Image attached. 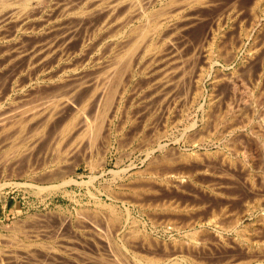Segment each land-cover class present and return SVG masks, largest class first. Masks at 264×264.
Returning <instances> with one entry per match:
<instances>
[{
	"label": "bare ground",
	"instance_id": "1",
	"mask_svg": "<svg viewBox=\"0 0 264 264\" xmlns=\"http://www.w3.org/2000/svg\"><path fill=\"white\" fill-rule=\"evenodd\" d=\"M30 1L32 2V0H15V1H13V0H0V17H2L4 19H8L10 21L13 20V19H16V21L20 20L19 23H21V21L23 19L21 17H24V16L27 17V15L31 14V11L37 10V9H34V8L37 7V5H40V7H42V5H43V7L45 5H47L46 0H35L38 3V4L36 3V7H34V6L33 7H30V3H29ZM61 1H62V3L58 7H61L62 9L59 10V12H61V13L63 12V14H66L67 13V15H68V13L71 14V12H67V11H69L68 10L69 9L68 7H70L71 1H69V0H61ZM220 1H222V0H100V1L98 0V1H95L96 3L95 4L93 3V5L91 3L92 6L90 5V3L87 4V5L90 6V8L92 7V11L93 10H96L100 14V16H101L100 18H98V19H100V20H98L99 23L95 22L97 24V27L94 28L95 26H93V28L95 29V30H93L94 32L91 30V34L94 35V36L91 35V36H93V38L91 36H89V37H91L94 40L96 39L95 42L97 41V38L99 37L98 40H100V41L99 42L97 41L98 43L96 42L97 44L93 45L95 47H93L92 45L90 46L89 43H88L89 46H88V44H87V46L84 45V42L86 41V37L85 38L83 37L85 41H82L83 43L82 44H79L80 47H78L76 45L77 44L76 43L75 44L76 45V48H75V45L73 44L74 45L73 46L74 48L71 47V48H73L72 50H74L73 51V54L71 56L66 57L64 59L63 58V56H65L64 53L65 52L67 53V51L69 50V48H68V50L65 51V49H67L66 47H68L67 46L68 41H66L67 35H66V38H65V37L61 36L62 35L61 34L60 37L54 36L53 39L56 37L55 38V41L53 39H51V41H53V42L49 43L48 45L45 44L43 46H40L41 44L39 43V46H38V43L35 42L37 44V46H35L36 44L34 42L30 43L32 45L34 44L32 46V48L29 51L26 50V51L16 52L15 53V56H14V59H12L13 57L12 58L11 57H7L9 59H5L7 55L4 54V52L2 51L3 52L2 55L5 58H2L0 56L2 59H4L3 60V63H1V64H3V67H5V69L10 64L12 66L13 65L12 63L14 61H17V60H20L21 61L17 74L14 72L16 74V76H17V81L21 77L20 75H24L26 73H28L30 77L28 75L27 76L29 78H31L30 73L33 72L34 73L33 74V77H35V75H36V77H39L40 79H41V77H43L41 80L44 79V80H46V82L49 81L50 83L55 84V86L53 85L54 88L57 85H60L59 88H55L54 89L55 90L54 93H51L50 92V93H48V95H44L45 94L44 93L43 95L45 97H43V95H42V97L39 96V98L37 97L38 98L37 100L35 98V101H32V102H30V100H29L30 97H29L28 100H29V102L31 104L27 102L28 104H25L24 106H22V108L21 107L20 108L18 107L19 109H17V110H16V108H14L15 111H13L12 114L9 113L12 119L8 115L9 118L11 119V122H15V123H12V125H13L12 126L10 124V121H8L9 122V125H11L13 127V129L15 128L14 130H10L11 129V126H8V123L7 124L1 123L2 125L0 124L1 128H3L5 130V133L7 131H11V134H13V132H14V134L11 135V137L9 136V134L5 136V138L8 136V138L10 137L12 139L11 140L9 138V140H11V141H9V143L11 142L10 144H11L12 147L9 146L10 149L9 148L8 149L10 150V152H9V150L7 151V153L9 152L10 156L11 155L12 156L10 157V156H8V154H4L3 157H6V158H9L10 157L11 159L10 158L9 159L11 161H13L19 155L20 150L23 148L22 145H24V142H30L28 144H31V146H32V144H34V142H37L41 138V135H40V137L38 136L39 139L37 138L38 140L35 141L36 137L34 135H32V133H31V135H29V132L30 131L27 128V126L29 124L27 125L26 123H24L26 121L25 120L26 118H27L28 121H29V118L33 119L34 121L38 120L39 122H41L40 124H42V126H43V124L45 126H48L51 123L53 124V122L56 121V119H58L57 122H54V128H52L54 130V135H53V132H52L53 137L50 138L51 141H52L51 143L53 145L52 146L51 153H52V157L54 158V162H53L54 163V167L51 168L50 170H47V171L45 170L44 176L41 177V178H43L44 181H46V180L48 181V180H51V179L53 180V178H55V180H56V177L57 178H60V179L63 178L64 177V172L59 167L60 166L59 163L61 162V160L63 159V161H66L67 158H68L67 156L72 155L73 153L76 154L75 152H77L83 146H85V147L87 146L86 148L90 151V150L94 149L97 145H99L100 143L98 144L97 142H98V140L101 139V135H103L104 132H105L104 131V128H105L104 125H106L108 123L106 125L107 126L106 128H107V132H110L108 130L109 129V124H110L109 121H111L110 118H113L114 117V119H115V118L118 117V115L120 113L121 114L123 113L122 111H124V109L122 110V108H125V104L124 103L126 102L125 100H127L128 92H130L131 90H134V88L135 89L137 88L136 85H138V84L136 83V81H134L136 85L134 87H131L130 86L132 89L129 91V85H130V83L133 80L137 79V78L139 79V77H142V78L143 77H147L146 74L149 73V70L152 67H155V66L158 65V67H156V68H158V71H157V73L154 74L156 76L153 77L151 75L152 76V79L149 78L150 81H147L146 80L148 82V84L145 81V83H146V84L144 83L145 86L142 85L141 87H143V86L146 87V85H147V87L145 88V90L148 93H150V96L149 95H147V96L151 97L149 99H155L156 100V104H158V107L157 108H159V111L161 113L162 119H163V117H165L164 119H166V120L167 119H170L171 120V118H172L171 113L173 111H176L177 113L180 112V115L178 114L179 116L178 115L177 116H178V118L180 117L181 120H182V118L184 117L185 114H189V116H190L192 114V111L194 112V114H195L194 116H196V119H193L191 122L187 123L188 126L185 125V126H187V128H185V127L182 128L183 130L186 129V133L190 134V137H189V135H186L189 138H191L190 139V143L187 142V141L185 142L186 144L188 143L187 145H189V144L191 145V143L193 145V143L194 144L196 143V145L199 146L197 143H200V145H201V144L205 143L206 141H213V142H216V143H219L220 142L221 144L223 143L222 144L224 146L223 148H226V149L229 148V149H231L229 151L230 153L229 154L223 153V151L225 150L224 149V150L220 151L221 154H217V155H220L218 159L221 161L222 165L225 164L226 166L228 165L226 163H229V165L231 167H233V165L236 163L234 161V163L231 164L232 163L231 160L233 159L232 156H235L237 158V160L240 161L239 162L240 164L241 163H243V164L245 163L246 164L249 161H253L254 158H257L259 161H261V160L263 161L264 160V142H263V140L260 141L259 140V137L263 136L264 134L261 135V136H259L258 133L260 131L257 133L256 132L257 130L253 131L256 128H253V130H252V128L250 127V125L252 123V119H251L252 118V115H250V114H253V112H255L254 110L256 109V107H254L255 109L253 110V112L251 111L252 113H250V114L248 113L251 118H249L248 115H246V113H247L246 111H248L249 109H252V107H251V104L253 103L252 102V100H253L252 99V94L255 93L256 91H258L257 93H260L261 94L262 93L261 91H264V20L260 17L261 15L259 16V13H260L259 11H261V13L264 14V8H262V5L264 7V4L261 3V2H264V1L263 0H252V2L249 3V5H247V6L245 5L246 9H244V7H243L244 10L243 9L242 10L241 9L240 10L239 9H236L237 7L234 6V3H238V2H233V4L232 5H229L228 7H226L228 4L227 5L225 4L226 6H224L223 3H225V2H222V5H220V6H224L226 8L223 11H215L216 8H218L219 4H221V3H219ZM232 1L233 0H231V2L230 1L229 2L232 3ZM238 1H240V0H238ZM246 1H248V0H246ZM45 2H46V4H45ZM241 2L243 3L242 0H241ZM243 4H245V2ZM16 5H18L20 8H15ZM56 5H58V4H56ZM240 5L241 4H239V6ZM89 6H87L88 8L84 6L83 9L84 10H85V8L89 9ZM242 6H240V7L242 8ZM50 7L51 6L49 5V8ZM71 7H73V4H72ZM75 7H73V8H75ZM73 8L72 9L70 8L71 11L73 10ZM81 9H79L77 11L82 12ZM39 10H40V8H39ZM246 10H247V13H245L246 14L245 15L244 12ZM39 12H42V11L40 10ZM75 12L76 11L74 9V15H76ZM80 12H79V14H80ZM210 12H215V13L213 15L211 14L209 18H206V17L209 16L208 14ZM61 13H59V14H61ZM90 13H89V11L87 12V10H86V14H85V11L82 14H83V17H84V15L86 17L87 14L89 15ZM94 13H96V12H94ZM32 14H33V16H32V18H33L34 15H36V14H35V12L32 13ZM29 16H28V18H29ZM36 16H38V14ZM40 16L43 17V15H40ZM57 16L58 15H56L55 17H57ZM68 17L69 16H67L66 18H68ZM83 17H81V18L83 19ZM57 18H55V19L57 20ZM76 18L79 19L78 17H76ZM40 19H43V18H40ZM46 19H49V18H46ZM72 19H74V18H72ZM50 20L53 21V19H50ZM58 20H59V18H58ZM16 21L14 22V20H13L14 23H16ZM36 21H37V18H36ZM36 21H35V23L34 22L33 23L34 24L38 23V25H39V23L41 22L39 20H38V22H36ZM31 22L32 21H29V23L31 25H33ZM79 22H81V20ZM46 23L45 24L43 23L42 25H47ZM57 23H58V21H57ZM86 23H88V22L86 21ZM16 24H18V23H16ZM53 24H55V23H53ZM11 25H12V23H11ZM26 26L28 27L30 25H26ZM26 26H24V27H26ZM33 26H31V27H33ZM61 26H59V27H61ZM73 26H74V24H73ZM88 26H90V25L88 24ZM18 27H19V24H18ZM21 27H23V26H21ZM31 27H29V28L32 29ZM40 27H42V26H38V28H40ZM47 27H45V29H43V30H47L46 29ZM29 28L28 29L26 28L27 31L29 30ZM35 28H36V30L38 29L37 27H35ZM69 28H70V26H69ZM21 29L23 30V28H21ZM195 29L196 30L197 29H200L199 30V33L196 35V37L194 36L195 38L194 37H191L192 36L191 35L190 36L191 37L190 39H193V41L192 42L191 41L188 42L190 40V39L187 38L188 35H190V34H188V32L190 33V31H193ZM12 30H14V29L12 28ZM49 30H51V29L49 28L47 31L49 32ZM42 31L40 33H42ZM51 31H53V30H51ZM69 31H70V29H69ZM20 32H21V30H20ZM32 32H33V29H32ZM38 32H39V30H38ZM75 32H76V30H75ZM193 33H195V31H193ZM20 34H18V35H20ZM42 34L45 35V31ZM24 35H28V34H23L22 35V39H23V36ZM30 35H31V33H30ZM36 35L41 36L40 34H37V33H36ZM87 35H89V34L87 33ZM47 36L48 35H46L44 37L47 38ZM28 37H29V35H28ZM44 37L42 36L43 39H45ZM89 37L87 36L88 39H89ZM70 38L72 40L73 37L71 36ZM70 38H69V41H70ZM24 39L26 40V38H24ZM34 39H39V38H37V36H36V38H34ZM79 39L80 38H78V41L77 40H75V41L79 42ZM16 40H17V38L15 39V41ZM19 40H21L20 37H19ZM40 40H42V39H40ZM89 40H91V39H89ZM174 40L177 41L178 44L176 42H174V43L177 44V47L176 48L173 47V49H175V50H172L170 46L171 45L173 46V44H174L173 41ZM13 41L14 40H12V42ZM6 42L4 44H6ZM92 42H94V41H92ZM92 42H91V44H93ZM9 43H11V41H9ZM43 43H44V41H43ZM187 43L188 44L190 43V47H187L188 49L190 48V51L188 50L189 52L185 51L186 53H182L183 52V49L184 48L186 49V46L188 45ZM87 47L88 48L90 47L92 49L95 48V51L97 52V55L96 54L95 55H93V54L89 55V53H85V52H88V50L87 51L85 50V48H87ZM13 48H15V47H13ZM24 49H26V48H24ZM103 49H104V51H103ZM17 50H19V49H17ZM241 50H243V56L242 57L241 56L239 57V53H240ZM9 52H12V51H9ZM98 52H100V53H98ZM90 53H91V49H90ZM68 55H69V53H67L66 56H68ZM80 55H83L82 56V57H84L83 61H87L88 65L91 64V63H93V61H94L93 64L89 65V67H90L89 70L90 69L92 70V72L90 73V75H89V73L87 71L86 72L82 71L84 73L85 77L87 75H88V77L90 76L89 79L86 77L87 80H84L85 79L84 77L83 78L80 77L82 74L79 75L80 72H81L80 69L81 70H84V68L86 67L85 66L86 64H82V62H81V64L79 63L80 60L82 59L81 58L79 60L78 57ZM93 56H96V57L94 58ZM76 58H78V60H79V62H77V63H79L78 65H77V63H75L76 60L74 62V59H76ZM235 62H236L237 65L235 64L236 66H234L231 70H229V67H231L233 65V63H235ZM61 65H64V66L61 67L58 70L59 73L58 74L56 73L57 75L55 73H54L55 76H52L53 74H50L49 75L50 72L53 73L52 72V69L59 68ZM3 67H2V69H3ZM86 69L87 68H85V70ZM239 69L240 70L241 69L243 70L241 74L239 72L240 71ZM53 71H55V70H53ZM151 72H152V70H151ZM85 73H88V74L86 75ZM152 73H150V74H152ZM78 75H79V77H77ZM149 76L150 75H148V77ZM25 77H26V75H24V78ZM71 77H73V78L77 77V78L75 80H73V78L70 79ZM148 77H147V79H148ZM142 78H140V79L142 80ZM12 79H14V78L12 77ZM33 79L34 78L30 79V81L33 80ZM19 81L15 84V81L13 82V80H12V83H14L16 86L18 85V87L20 88V85L18 84ZM21 81H22V78H21ZM25 82H26V80H25ZM31 82H33V81H31ZM37 82H39V80ZM46 82H42V83H46ZM134 82L131 83L132 86L134 85L133 84ZM42 83H41V85H42ZM23 85H26V84L25 83L23 84V82H22L21 87ZM18 87H16V88H18ZM141 87H140V89H141ZM240 88H242L244 90L245 93L244 92L243 93L246 94L247 96L245 95L246 98H245V96H242V98H240V100H239L238 98L241 97V95L239 96V94H240V92H239ZM84 89H86V90H84ZM52 90H53V88H52ZM83 90H84L85 93L82 92ZM138 90L139 89L136 90V93L137 94H139L137 92ZM132 92H130V93H132ZM142 92L143 91H141V93ZM237 92H239V94H238L239 97L237 95L236 96L238 97L237 99L239 100V102L241 101L240 103H237V102L234 103V101L232 100V98L235 96V94ZM34 95H35V93H34ZM139 95H138V97H139ZM262 95H260V96H262ZM257 96H258V94H257ZM257 96L254 97V102H255V100L256 101H259L258 99H260ZM136 97H137V95H136ZM243 97L245 98L244 100H243ZM256 97L258 99H256ZM128 98H129V101H130L131 100V97L128 96ZM262 98H263V96H262ZM237 99H236V101H237ZM89 100H91V101L93 100V102H94V103L92 102L91 105L92 104H96V106H97V108H96V110H97L96 119H94L95 118L94 116H93L94 118H92V116L90 115V113H93V111L94 112L96 111L94 108H93L94 110L91 111L90 113L87 112L89 110H87V111L84 110V108L85 109H88L87 105H88V101ZM261 101H259V102L261 103ZM79 102L81 104L78 107V103ZM127 102H126V104H127ZM122 104H124V107H123ZM256 104H257V102H256ZM255 106H257V105H255ZM127 108H128V105H126L125 110ZM157 108H155V109H157ZM66 109L69 110V111H66ZM10 110H12V109H10ZM128 110H130V109L128 108ZM147 110L149 111V109H147ZM84 111L87 114H89V116L86 115V117H90L89 119L92 118L93 120H89L88 118L84 117L83 116L85 114ZM150 112H153V111H150ZM82 113H84V114H82ZM121 114L119 116H121ZM92 115H94V114H92ZM153 115H154V113H153ZM155 115H157V114L155 113ZM255 115L257 116L256 119L258 120L259 127L262 128L261 130H262V133H263L264 132L263 131L264 130V112L261 110V113L258 112V114H255ZM149 116H150V113H149ZM173 116H175V115L173 114ZM146 117H148V116H146ZM169 117H171V118H169ZM246 117H248V118H246ZM118 118L120 120V117H118ZM150 118H152V116L148 117L147 120H145V121L147 122V121H150L151 120V122H152V119H150ZM173 118H177V117H173ZM160 119H161V117H160ZM253 119H255V117ZM174 120H177V119L171 120V121H173L172 124L174 123ZM184 120H185V118H184ZM257 120H255V121H257ZM160 122L161 123L163 122L162 124H166L162 120ZM28 123H30V122H28ZM169 123H170V121H169ZM23 124H25V126L27 125L26 128L29 131L28 133L25 130V126ZM15 125H16V127H15ZM37 125H39V124H37ZM112 125H113V123H112ZM141 125H143V123ZM148 125H150V124L148 123ZM151 125H152V123H151ZM256 125H257V123L255 124V122H254V126L253 127H255ZM160 126H161V129L160 130H162V129H164V126L165 125L163 126V128H162V125H160ZM39 127H40V125H39ZM145 127H146V124L142 127V130H141L142 132L146 131ZM3 129H0V131H4ZM112 129L114 130V128H112ZM174 129L176 130V128H174ZM257 129H259V128H257ZM160 130H158V132H160ZM183 130H182V132H180V134L181 133L183 134ZM36 131H34L35 134H36ZM101 131H103V133H101ZM141 131H138V132H141ZM162 131H163V133H165L164 130H162ZM246 131H248V132H246ZM170 132H168V133H170ZM7 133H9V132H7ZM25 133L27 134V136H26ZM114 133L115 132H113V134ZM116 133H118V132H116ZM111 134L112 133H109L108 134L110 136V138H111ZM162 134H160V133H158V134L157 133H154L153 134L154 140H156L157 138L160 139V135H162ZM52 135H49V136L51 137ZM108 135H106V136H108ZM115 135H114V137H115ZM136 135H137V133H136ZM167 135H169V134H167ZM109 136H108V138H109ZM179 136H181V135H179ZM147 137H148V135H147ZM103 138L104 137H102V140H104ZM263 138H264V136H263ZM139 139H141V138H139ZM5 140H7V139H5ZM183 140H186V139L183 138ZM108 141H109V139H108ZM235 141L238 142V144L240 143V145H238L237 143L234 144ZM151 143H152V141H151ZM144 144H145V142L143 143V145ZM149 144H150V142H149ZM145 145H148V143H146ZM236 145H238L239 147L241 146L240 148L238 147L239 150L235 148ZM31 146H30L29 149H26L27 151L24 150L25 151L24 152L25 154L22 153V155H24V156L27 155L28 156L29 153H30V151L33 150V147H34V146L31 147ZM99 146H101V145H99ZM99 146H97V147H99ZM154 146H156V148L159 151H161V152L164 149V147L162 146V144L159 141H155V143L153 145V148L150 149V151L148 150L149 152H146V159L149 158L150 155L153 153V151L156 149ZM85 147H83V148H85ZM191 147H194V146H191ZM186 148H188V147H186ZM175 149L173 151L178 152L179 149L178 150H175ZM193 150H195V149L193 148ZM220 150H221V148H220ZM12 151H14V152L11 154ZM164 151L167 152L166 150H164ZM170 151H171V149L168 152L171 153ZM79 152H81V151H79ZM91 152H93V150ZM91 152H90V154H91ZM176 152H175V154H176ZM207 152H208V154L209 153L212 154V151L211 152L207 151ZM96 153H95V155H96ZM200 153L202 154V152H200ZM206 153H204V154H206ZM227 153H228V151H227ZM33 154H34V152H33ZM161 154L164 156V153H161ZM185 154H183V156ZM188 154H189V152H188ZM198 154H199V152H198ZM198 154H197L196 157L199 156V158L202 157V155H204V154H202L200 156V154L199 155ZM165 155H166V153H165ZM169 155L167 156L168 158L170 156L172 157V155H170V156ZM194 155H196L195 152H194ZM213 155H214V152H213ZM173 156H174V154H173ZM190 156H193V154L190 155ZM65 157H67L66 160H64ZM19 158H20V156H19ZM168 158H166V156H164V157H162V159H160L161 161L158 160L159 162L158 161L157 162L158 163H161V164H167L168 167H171V166L173 167L174 166L173 165L174 163L172 162L173 160H171V162H170V160H169L170 158L169 159ZM178 158L181 159V156H179ZM178 158L176 160L177 162H175V163H178ZM183 158L181 160H183ZM199 158H198V161L201 163L202 161H200ZM9 159H6V160H9ZM157 159H158V157H157ZM208 159H210V158H208ZM96 160H97V158H96ZM188 160L189 161H192L190 159H187L186 162ZM193 160H194V157H193ZM2 161L4 162V160H2ZM99 161L101 162V160H99ZM155 161L156 160L150 161L149 163H147V166L150 167V168H148L147 166H145V167H147V169L144 168L145 169L144 170L145 172H143V171L141 172L140 169H139L137 171H134L133 173L134 174H137V175L139 174L140 177H141V175H146L147 176L146 177L147 180L150 181V182L157 183V181H160V183H161L162 182L161 181V178H160L161 177L160 176L161 174L158 173V172H160V170L155 171L153 169V167H151L153 165L156 166V164H158ZM259 161H257L258 164L262 165L263 163H260ZM45 162L47 163V161H45ZM183 162H184V160H183ZM20 163H22V161ZM26 163H27V161H26ZM170 163H173V164H170ZM189 163H191V162H188V165H189ZM69 164H67V165H69ZM101 164H103V163H101ZM196 164H194V165H196ZM236 164H238V163H236ZM67 165L65 167H67ZM169 165H171V166H169ZM186 165H184V167ZM192 165H193V163H192ZM208 165L210 166L211 164H208ZM249 165H250V162H249ZM252 165H254V164H252ZM92 166L94 167V165H92ZM207 166H205V167H207ZM220 166H221V164H220ZM157 167H159V166H157ZM192 167H193V171H201L202 172V170H203V167L202 166H201L202 167L201 168L202 170H197L199 168H196V170H194V167L195 166H192ZM192 167H191V165L189 166V168L191 169L190 171H192ZM217 167H218V165H217ZM254 167H255V165H254ZM63 168L64 167H62V169ZM176 168H174V169L177 172H179L180 171L179 170L180 168L178 169L179 171ZM186 168L188 169V166L185 167L184 169H186ZM241 168L242 167H240L239 169H241ZM261 168H262V166H261ZM181 169H183V167ZM206 169H207V172H209L208 171L209 168H206ZM206 169H205V171H206ZM239 169H238V171H239ZM141 170H143V169H141ZM257 170H258V168L256 169V171ZM262 170H264V167H263ZM183 171H184L183 174H186L187 173V170H183ZM183 171L181 170V172H183ZM190 171H188V174H190V173L193 172V171L192 172H190ZM219 171L221 173L223 172V171H221V168H220ZM229 171H230V169H229ZM245 171L248 172V170H246V169H245ZM203 172H204V170H203ZM225 172H226V170H225ZM247 172H245V174ZM260 172H262V171L260 170ZM260 172H258V173L260 174ZM262 173H264V172H262ZM174 174H173V176H175ZM195 174L197 175V173H195ZM93 175H92V179H89V182L91 180L92 181L94 180L93 178H95V177H93ZM164 175L167 176L168 173H167V175L166 174H164ZM170 175H171V173H170ZM179 175H181V174H179ZM219 175H220V173H219ZM251 175L256 178V176L253 175L252 173H251ZM247 176H249V175H247ZM247 176H245V178ZM260 176L261 177L262 176L264 177V175H260ZM136 177H138V176H136ZM136 177H134V178H136ZM140 177L137 178V179H139L140 182H141L142 179H145V178H142V177L140 178ZM171 177H172V175H171ZM184 177H186V176H184ZM187 177H188V175H187ZM194 177H196V176L194 175ZM172 178L174 179V177H172ZM176 178H179V177H176ZM180 178L182 179V177H180ZM214 178H215V176H214ZM137 179H135V180H137ZM70 180L66 181V183L68 182L70 184V183L73 182V181L71 182ZM192 180H195V179H192ZM246 180H249V178L246 179ZM246 180H244V181H246ZM252 180L254 181V179H252ZM261 180L264 181V179H261ZM261 180H259V181H261ZM145 181H146V179H145ZM163 181H167L166 177H165V180H163ZM173 181L175 183V180H173ZM179 181H180V179H179ZM181 181L183 182L184 179H182ZM181 181L179 183H182ZM255 181H257V178L255 179ZM89 182H88V184H89ZM142 182L143 183H141V184L142 185L143 184L145 185L146 182L145 183H144V181H142ZM170 182H172V181H170ZM252 182H250V183L252 184ZM179 183L177 182V184H179ZM183 183H187V180L185 182H183ZM257 183H259V182H257ZM18 184H20V183H18ZM161 184H159V185H161ZM195 184H197V183H195ZM263 184H264V182H263ZM5 185H6V183H5ZM63 185H65V184H63ZM120 185H117V186L123 187V186H120ZM139 185L140 184H138V186ZM147 185H148V183H147ZM174 185H173V187H174ZM176 185H175V187H176ZM246 185H247V183H246ZM257 185H260V184H257ZM29 186H31V185H29ZM50 186L52 187V185H50ZM58 186L59 185H57V189H58ZM128 186L130 187V185H128ZM183 186H184V184H183ZM53 187H55V185ZM131 187H133V185ZM154 187H153V189H154ZM156 187H158V186H156ZM166 187L167 186L165 184V188ZM177 187H179V186L177 185ZM181 187H179V188H181ZM261 187H262V185H261ZM45 188L47 189V187H45ZM45 188H43L41 186L40 187L38 186L36 188V190L42 191V190H45ZM146 188H145V186H141L140 185L139 187H133V188H130L128 190H131V193L133 194V196H137L140 199L141 198L140 197L141 195L144 196L140 191H143V192L145 191L146 192V190H148V189L150 190V188H147V189ZM201 188L202 187H200L199 191L200 190H203L204 191V189H201ZM253 188L255 189V187L252 186V190H253ZM260 188L257 187L256 189L259 190ZM262 188H264V187H262ZM105 189H106V187H105ZM209 189L211 190V188H209ZM178 190H180V189H178ZM182 190H183V187H182ZM203 191H202V194H204ZM221 191H224V190H221ZM49 192H51V191H49ZM127 192H129V191H127ZM147 193H146V195H147ZM181 193H183V192H181ZM207 193L205 192L206 198H208V195H210V194L207 195ZM220 193L223 194L222 192H220ZM106 194H107V196L110 199V202H108V203L107 202H101V201H99V199H97V197L95 199L96 200V204H97L96 206H99V208H101V209H106L107 208L110 215L108 217L105 214L108 218L107 217H104V218H107V219H105V221H106V225L105 226L107 227L106 232L108 231V233L105 232L106 235L101 236V241H102L101 242V246L102 247H101L100 250L102 251V253H99L100 255H96V258H94L96 261L94 260L93 262L94 263L97 262V264H130L128 262L126 263V260H128V258H131V260H133V264H165V263H163L160 260V259L165 258L164 257L165 255L163 256V258L162 257L161 258L160 257L154 258L153 255H151V254L152 253H155V252H152L151 251L152 252L151 254L147 253L149 251L148 250L149 248H148L147 249L148 251L146 250L147 252H145V253L151 255L152 257H150V256L147 257V256L140 255L138 253L132 252L131 249H130L131 247L129 246L130 245L129 243H131L133 241V240L131 241V239L135 238L136 240H139V239H137V238H139L138 236H140V234L138 235V233H143L142 234L143 236L141 235L142 236L141 237L142 240L144 239V235L145 234H144V229L141 230L142 227L140 228V226L137 224L136 221H132L131 220V218H132L131 215H130L131 214L130 213L131 211H130L129 206H127V204L130 203V201L133 199L132 201H134V202L132 204H128V205H131V206L132 205H136V206H138L140 208V210L141 209L145 210V208H144L145 205L143 204V202L145 203L146 200L145 201L144 200H142V201H139V200L136 201L135 200L136 199L135 197H134L135 199L132 198L131 200L130 199L127 200L129 198L128 197L125 200L126 197L125 198H122V196L119 197L117 195H115V196H117V197H115V196H113L114 195L113 190L111 191V193L106 191ZM116 194H118V193H116ZM195 194H197V193H195ZM123 195H124V193H123ZM148 195H149V193H148ZM212 195L214 196V199H215V197H217V195H220V194H216L215 193V194H212ZM92 196H93V194H92ZM213 196H211V197H213ZM195 197H196V195H195ZM211 197H209V199ZM255 197H258V196H255ZM143 198H141V199H143ZM149 198H151V197H149ZM260 198L261 197H259V199ZM263 198H264V196H263ZM152 201H154V200H152ZM182 201H183V199H182ZM182 201L181 202H180V200L178 201V202H180V205L182 204ZM262 201H263V203L261 202V199H260L259 202H258L259 203L258 205H256L255 204L256 202L254 201V205H256V208L253 207V206L251 208H253L254 210L255 209H259L260 210L259 211L260 214H258L255 217V220L253 222V224L257 225V227H256L257 229L254 227L255 225L253 226V228H255L256 231H262V233H263L264 232V199ZM137 202H138V204H137ZM141 202H142L143 205L141 204ZM174 202H176V201H174ZM117 203H120L122 207H119L117 205ZM193 203H191V204H193ZM198 203H200V201ZM209 203H210V201H209ZM169 204L171 205V203H169ZM151 205H152V207H154L156 205L154 207V208H156V207H158L159 204H155V203L153 204L152 203ZM172 205L175 206V204H172ZM182 205L185 206L184 204H182ZM182 205L180 206L181 208H179V206H175V208H173V206H172V208L171 207L169 208V207L165 206V204H164L162 206H164L163 208H165V209H163V208L162 209L167 211V208H168V210L173 211V213L176 214V217H177V215L178 216H180V215L187 216L184 219V221L185 220L186 221L184 222L182 220L183 222H181V223H184L187 227L191 228V231L189 233H186V234H189L187 236V238L190 237L193 241H196L197 240L196 241V244H192L191 243L192 246L188 242L189 240L187 241L189 243V245H186L188 243H184L187 246L186 247L187 248V251H190V250H196L197 251V249H201L203 251V248L205 249L207 246H209V245H205V243L208 244L210 242V241H206L205 242V240H207L206 237L210 234L209 231H207L208 228H205V226L207 224L208 226L210 225V226L214 227V230L216 231V233H213L211 231L213 234H215L214 237H216V239L213 237L215 239L214 240L215 243L213 242L214 244H216V243L217 244L218 243H221L222 245L228 244V243L230 244L231 243L230 239L232 241H234L233 243H236L237 242L238 245L239 244H243V242H246L248 245H244V244L243 245L244 246H247V248H245V250L247 249V254L248 253L250 255L251 254H254V251L255 250L254 251L252 250L253 249L252 246L254 244L253 243H252V245H251V243L249 244V240H250V237H249L250 230H248V229H250L249 228V223L247 224L245 222L246 225H240L242 223V221H243V217H240L239 216V213L237 214V211H236V214L239 217H235L236 216L235 213H231V214H234V216H232L231 214H228V212L230 210L227 208L229 211L227 210L228 212H226V210H224L225 207L224 208H222V207L219 208V206H218V208H219L218 210H209L208 209L207 211H205L206 209H205V206L204 205H196L195 204L196 206L195 205L194 206L192 205L190 207V209H188L189 208V205L188 206L186 205L187 207H184L182 209ZM96 206H95V208H96ZM149 206H150V204H149ZM149 206L147 205L145 207H148V209H150ZM159 206H161V205H159ZM248 206H251V205H248ZM247 207H245V208H247ZM210 209H212V208H210ZM244 209H242V210H244ZM247 209H248V211L250 210L249 207ZM253 209H251V210H253ZM95 211H97V209ZM147 213H148V211H147ZM91 214H93V213H91ZM151 215H153V214H151ZM177 219H178V217L176 218V220ZM181 219H183V218L182 217L179 218L180 221H181ZM130 220H131V222H130ZM201 220H205L204 223H200V224H204V227H202V225H201L199 227V229H197L196 228V225L197 224L195 225V223H198ZM157 221H158V219H157ZM168 222H170V221H168ZM130 223L132 224V226H130L129 227V230H127L128 229V226L130 225ZM179 225H181V224H179ZM175 227H180V226H175ZM83 228H80V229H83ZM14 230H18V229L17 228H14ZM177 230H179V229L177 228ZM185 230H187V229H185ZM204 232H208V235H206V233L204 235L203 234ZM200 233L202 235L201 238L198 236V235H200ZM256 233H259V232H256ZM146 234H148V233H146ZM253 238H255V237H253ZM251 239H252V237H251ZM257 239H259V238H257ZM262 239H263V237H262ZM262 239H260V241ZM198 240H200V242ZM208 240H210V239H208ZM216 240H217V242H216ZM143 241H145V240H143ZM252 241H253V239H252ZM180 242H179V244L177 243L178 245H176V247L177 246L181 247V246L184 245V244L181 245ZM253 242H255V241H253ZM257 242H259V241H257ZM133 243H135V242H133ZM133 243H132V245H134ZM144 243H146V242H144ZM149 243H147V244H149ZM260 243L261 242H259V244ZM147 244H145L144 246H146ZM174 244L175 243H173L172 245H174ZM221 244H220V246H222ZM140 245L142 246V244H140ZM149 245H148V247H150ZM218 245H216V246H218ZM232 245H234V244H232ZM18 246H20V245H18ZM134 246H136V245H134ZM134 246H132V249H133ZM144 246H142V247H144ZM160 246H158V247H160ZM256 246H257V244H256ZM25 247H26V245H25ZM140 247H138V244H137V250ZM226 247L228 248L229 246H226ZM230 247H231V245H230ZM262 247H264V245ZM167 248L168 247H166V249ZM172 248H173V246H172ZM209 248H210V246H209ZM232 248L235 249V247H231V249ZM242 248H244V247L242 246ZM242 248H240V249L243 250ZM256 248H259V245ZM256 248H254V249H256ZM143 249H141V250H143ZM161 249L164 250L165 248H161ZM174 249H175V247L173 248V250ZM176 249H178V248H176ZM184 249H185V246H184ZM237 249H238V247H237ZM27 250H26V255H27V252H29ZM43 250H45V248ZM53 250H54V248H53ZM141 250H139V251H141ZM245 250H243V251H245ZM263 250H264V248H263ZM139 251H136V252H139ZM184 251H185V253L187 252L186 250H184ZM173 252H174L173 254H171V255L169 254V256H167L168 262L167 261L166 262L169 263V264H202L200 262V260L197 259L199 261L198 262L196 259H193L192 258L193 256L192 257L189 256V255H193V253L191 251H190L191 254H188V255L183 253L186 256H184V255H182V256L181 255H177L175 251H173ZM198 252H199V250L197 251V253ZM259 252H260V250H259ZM29 253L31 255V252H29ZM139 253H142V254L145 255L144 251L139 252ZM262 253H264V252H262ZM45 254L47 255V257L45 256L46 258L51 257L50 255L53 254V251L51 253V251L49 250V252L47 251ZM55 254L56 253H54V255ZM178 254H179V252H178ZM255 254L257 255V253H255ZM4 255H5V258L7 259V257H8L7 255L8 254L6 255V253H5L2 256H4ZM11 255H13V252H12ZM11 255L9 256L10 258H12ZM35 255H36V253H35ZM244 255H243V257H244ZM256 255H254L253 257H256ZM260 255H262V254H260ZM13 256H15V255H13ZM28 256L29 255H27V257ZM70 256H72V255H70ZM245 256L247 258V255H245ZM258 256H259V254H258ZM258 256H257V259H258ZM253 257H252V259L255 260L256 258H253ZM2 258H1V260H2ZM10 258L8 260H11ZM14 258L15 257H13V259ZM158 258H160V259H158ZM230 258H232V256ZM230 258H229V261H227L228 259L226 260L227 262H224L223 261V262H218L217 264H251V262H252L251 261L252 259H250L251 257L247 258V259H249L247 261H246V258H245V261H240V260L238 261L236 258H235L236 261H233L234 258H232L233 260L230 261ZM261 259H264V258H261ZM89 260L90 259H88V261ZM16 261H19V260L16 259ZM28 262H30V261H28ZM214 263H215V260H214ZM214 263H212V264H214ZM253 263H255V262H253ZM257 263H258V261H257ZM30 264H31V262H30ZM34 264H36V263H34Z\"/></svg>",
	"mask_w": 264,
	"mask_h": 264
},
{
	"label": "rangeland",
	"instance_id": "2",
	"mask_svg": "<svg viewBox=\"0 0 264 264\" xmlns=\"http://www.w3.org/2000/svg\"><path fill=\"white\" fill-rule=\"evenodd\" d=\"M13 1H15V0H13ZM53 1V2H52ZM69 1H71V4H70V7H68L69 9V11H67V12H71V14L70 13H68V15H67V13L66 14H63V12L61 13V12H59V10H61L62 8L61 7H58L61 3H62V1L61 0H46V2H47V5H45L46 4V2H45V6L43 7V5H42V7H40V5H37V7H36V3H37V1H35V0H32V2L30 1L29 3H30V7H36V8H34V9H37V10H33L34 12H35V14L37 15L38 14V16H36V15H34V17L32 18V16H33V14L32 13H34L33 11H31V14H29V15H27V17L26 16H24V17H21V18H25L24 20L22 19V21H21V23H19L20 22V20H18V21H16V19H13L14 20V22L16 21V23H18L19 24V27H18V24H16V23H14L13 22V20H8V19H4V18H2V17H0L1 19H0V56L2 57V58H5V57H3V52H4V54H6L7 56H6V58L5 59H9V58H7V57H13L12 59H14V56H15V53L16 52H19V51H29L31 48H32V46L34 45H32V44H30V43H32V42H36V43H38V46H39V43L41 44L40 46H43V45H45V44H49V43H51V42H53V41H51V39H53V37L54 36H58V37H60V35L61 36H63V37H65L66 38V35H67V39H66V41H68V44H67V46L68 47H66L67 49H65V51L66 50H68V48H69V52L67 51V53H69V55L68 56H66L67 55V53L65 54L64 53V55L65 56H63V58L65 59L66 57H69V56H71L72 54H73V51L74 50H72L74 47V45L76 44L78 47H80V45L79 44H82L83 42L82 41H85L84 40V38L86 37V43L84 42V45H86L87 46V44L89 43L90 44V46L92 45H95V44H97L100 40H98V38H97V43L95 42V40L94 39H92L93 38V34H91V30L93 31V30H95L94 28H96L97 27V24L95 23V22H97V23H99V21L98 20H100V19H98V18H100L101 16H100V14L96 11V10H93L92 11V7L90 8V6L89 5H87L88 3H90V5H91V3H92V5H93V3L95 4L96 2L95 1H98V0H69ZM94 1V2H93ZM100 1V0H99ZM228 1V2H227ZM231 2V0H222V1H220L219 3H221V4H219V6H218V8H216V10L215 11H223L226 7H228L229 5H232L233 4V2H238V3H234V6H236L235 8L236 9H243V7H244V9H246V7H245V5L247 6V5H249V3H251L252 2V0L250 1V0H248V1H246V0H242L243 1V3L245 2V4H243L242 2H241V0L240 1H238V0H233L232 1V3H230ZM264 1V0H263ZM75 2V3H74ZM222 2H225V3H223V5L224 6H226L227 4V6L226 7H224V6H220V5H222ZM262 4H264V2H261ZM35 4V5H34ZM38 4V3H37ZM56 4H58V5H56ZM72 4H73V7H75V8H73V7H71L72 6ZM79 4V5H78ZM226 4V5H225ZM239 4H241L240 6H242V8L239 6ZM49 5L51 6L50 8H49ZM75 5V6H74ZM89 6V9H87L88 7L87 6ZM91 5V6H92ZM84 6L85 7H87V8H85V10L83 9L84 8ZM58 7V8H57ZM221 7V8H220ZM224 7V8H223ZM15 8H20L18 5H16L15 6ZM39 8H40V10L42 11V12H39L40 10H39ZM73 8V10L71 11V9ZM82 8V9H81ZM223 8V9H222ZM262 8H264L263 7V5H262ZM74 9H75V14L76 15H74ZM79 9H81V11L82 12H80V11H77V10H79ZM218 9V10H217ZM222 9V10H221ZM243 9V10H244ZM48 10V11H47ZM50 10V11H49ZM86 10H87V12L89 11V15L91 16H89L88 14H87V16L85 17V15H84V17H83V14L82 13H84V11H85V14H86ZM37 11V12H36ZM79 12H80V14L82 15H80L79 14ZM93 12V13H92ZM94 12H96V13H94ZM244 12V11H243ZM260 13H259V16L264 20V14L263 13H261V11H259ZM40 13V14H39ZM59 13H61V14H59ZM215 12H210L207 16L208 17H206V18H209L210 17V15L212 14H214ZM245 13H247V10L244 12V14ZM64 16H63V15ZM78 14V15H77ZM96 14V15H95ZM263 14V15H262ZM40 15H43V17L42 16H40ZM56 15H58L57 17L59 18V20H58V18L57 17H55ZM246 15V14H245ZM28 16H29V18H28ZM67 16H69L68 18H66ZM72 18H74V19H72ZM80 16V17H79ZM97 16V17H96ZM99 16V17H98ZM43 18V19H40V18ZM76 17H78L79 19H77ZM81 17H83V19L81 18ZM36 18H37V21H36ZM39 18V19H38ZM46 18H49V19H46ZM55 18H57V20L55 19ZM70 18V19H69ZM76 18V19H75ZM86 18V19H85ZM92 20H91V19ZM50 19H53V21H51ZM66 19V20H65ZM90 19V20H89ZM95 19V20H94ZM6 22H5V21ZM38 20L39 21H41L40 23H39V25H38V23H36V24H34L35 23V21L36 22H38ZM47 20V21H46ZM55 20V21H54ZM81 20V22H79ZM83 20V21H82ZM88 22V23H86V21ZM9 21V22H8ZM26 21V22H25ZM29 21H32L31 23L35 26V27H37L38 28V26H42V27H40V28H38L37 30H36V28L33 26V25H31L30 23H29ZM47 23H46V22ZM57 21H58V23H57ZM67 21V22H66ZM69 21V22H68ZM76 21V22H75ZM78 21V22H77ZM94 21V22H93ZM2 22V23H1ZM34 22V23H33ZM45 24H47V25H42L43 23ZM55 23V24H53V23ZM66 22V23H65ZM11 23H12V25H11ZM26 23V24H25ZM28 23V24H27ZM42 23V24H41ZM87 26H85L84 24ZM25 24V25H24ZM52 24V25H51ZM69 24V25H68ZM73 24H74V26H73ZM88 24L90 25V26H88ZM96 24V25H95ZM26 25H30V26H26ZM37 25V26H36ZM51 25V26H50ZM62 25V26H61ZM72 25V26H71ZM76 25V26H75ZM15 28H14V27ZM17 26V27H16ZM21 26H23V27H21ZM24 26H26V27H24ZM31 26H33V27H31ZM44 26V27H43ZM51 29V30H53V31H51V30H49V32L47 31L49 28ZM54 28H53V27ZM59 26H61V27H59ZM69 26H70V28H69ZM79 26V27H78ZM93 26H95L94 28H93ZM5 27V28H4ZM29 27H31L32 29H33V32H32V29H30ZM45 27H47L46 29L47 30H43V29H45ZM52 27V28H51ZM77 27V28H76ZM12 28L14 29V30H12ZM21 28H23V30L21 29ZM29 28V30L27 31V29ZM61 28V29H60ZM93 28V29H92ZM16 29V30H15ZM66 29V30H65ZM69 29H70V31H69ZM85 29V30H84ZM18 30V31H17ZM20 30H21V32H20ZM26 30V31H25ZM38 30H39V32H38ZM43 30V31H42ZM75 30H76V32H75ZM199 30L200 29H195V30H193V31H195V33H193V31H190V33L188 32V34H190V35H188V39H190L191 37H196V35L199 33ZM14 31V32H13ZM16 31V32H15ZM30 31V32H29ZM42 31V33H44V31H45V35L44 34H42V33H40ZM47 31V32H46ZM64 31V32H63ZM84 31V32H83ZM86 31V32H85ZM88 31V32H87ZM8 32V33H7ZM19 32V33H18ZM27 32V33H26ZM61 32V33H60ZM81 32V33H80ZM90 32V33H89ZM94 32V31H93ZM92 32V33H93ZM192 32V33H191ZM5 33V34H4ZM21 33V34H20ZM30 33H31V35H30ZM36 33L37 34H42L41 36H39V35H36ZM50 33V34H49ZM69 33V34H68ZM73 33V34H72ZM87 33L89 34V35H87ZM18 34H20V35H18ZM23 34H28L29 35V37H28V35H24L23 36V39H22V35ZM57 34V35H56ZM59 34V35H58ZM194 34V35H193ZM37 36V38H39V39H34V38H36V36ZM46 35H48L47 36V38H45L44 36H46ZM52 35V36H51ZM65 35V36H64ZM70 35V36H69ZM86 35V36H85ZM91 35H93V36H91ZM104 35V34H103ZM192 35V36H191ZM42 36L45 38V39H43L42 38ZM50 36V37H49ZM73 37L72 38V40H71V38L70 37ZM77 36V37H76ZM87 36L89 37V36H91V37H89V39H91L92 41H94V42H92L91 40H89L88 38H87ZM191 36V37H190ZM19 37H20V39L21 40H19ZM55 37V38H56ZM84 37V38H83ZM194 37V38H195ZM17 38V40L15 41V39ZM24 38H26V40L24 39ZM28 38V39H27ZM55 38L53 39L54 41H55ZM69 38H70V41H69ZM78 38H80L79 39V42H77L78 41ZM83 40H82V39ZM33 39V40H32ZM40 39H42L43 41H44V43H43V41L42 40H40ZM12 40H14L13 42H12ZM48 40V41H47ZM75 40H77V41H75ZM81 40V41H80ZM89 40V41H88ZM6 42V44H4L5 42ZM9 41H11V43H9ZM24 41V42H23ZM31 41V42H30ZM73 41V42H72ZM192 42L193 41V39H190L188 42ZM29 42V43H28ZM91 42L93 43V44H91ZM174 42H176L177 43V41H173V43ZM9 43V44H8ZM35 43V44H36ZM58 43V42H57ZM72 45H71V44ZM176 43H174L173 44V46L171 45L170 47H171V49L172 50H175V49H173V47L174 48H176L177 47V44ZM74 44V45H73ZM89 44H88V46H89ZM176 44V45H175ZM188 44V43H187ZM186 44V45H187ZM76 45H75V48H76ZM175 45V46H174ZM4 46V47H3ZM7 48H6V47ZM29 48H28V47ZM35 46H37V44L35 45ZM13 47H15V48H13ZM71 47H73V48H71ZM93 47H95V46H93ZM187 47H190V43L186 46V49L184 50L183 49V52L182 53H186L185 51H187V52H189L190 51V48L188 49ZM24 48H26V49H24ZM71 48V49H70ZM88 48V47H87ZM85 48V50L87 51L88 50V52H85V53H89V55H91V54H93V55H97V52L95 51V48ZM17 49H19V50H17ZM90 49H91V53H90ZM14 50V51H13ZM16 50V51H15ZM189 50V51H188ZM244 50V49H243ZM243 50H241L240 51V53H239V57L241 56H243ZM3 51V52H2ZM7 51V52H6ZM9 51H12V52H9ZM93 51V52H92ZM103 51H104V49H103ZM8 53V54H7ZM98 53H100V52H98ZM10 54V55H9ZM12 54V55H11ZM14 54V55H13ZM9 55V56H8ZM81 56V57H80ZM78 58H79V60H80V62H79V60H78V58H76V59H74V62H75V60H76V62L75 63H77V62H79L80 64H81V62H82V64H86L85 66V68H87L86 70H85V68H84V70H81L80 69V74L79 75H81L80 77H84L85 79L84 80H87V78L89 79V77H88V73H89V75H90V73L92 72V70L90 71L89 70V65H91V64H93L94 63V61H93V63H91V64H89L88 65V63H87V61H83V59H84V57H82L83 55H80ZM100 56V55H99ZM0 57V113L2 114H0V124L1 123H4V124H7L8 123V126H11L12 125V123H15V122H11V116H10V114L9 113H11L12 114V112L13 111H15V109L14 108H16V110L17 109H19L20 107L22 108V106H24L25 104H28V103H30V102H32V101H35V98H36V100L39 98V96L40 97H42V95L44 94V95H48V93H54V89L55 88H59V86L60 85H57L55 88L53 87V85L55 86V84H53V83H50L49 81H47L46 82V80H41L43 77H41V79L39 78V77H36V75H35V77H33V72H31L30 73V75H31V78H29L30 76H29V74L28 73H26V74H24V75H26V77L24 78V75H20L21 77L18 79V81H19V85H20V88L18 87V85L16 86L15 84L18 82L17 81V76H16V74H17V72H18V69H19V66H20V60H17V61H14L12 64V66H11V64L10 65H8V67H6V69H5V67H3V64H1V63H3V60L4 59H2ZM94 58L96 57V56H93ZM10 58V59H11ZM78 60V61H77ZM73 62V63H74ZM17 65H16V64ZM79 63H77V65L79 64ZM18 67H16L15 65ZM236 64V62L235 63H233V65L231 66V67H229V70H231L234 66H236L235 65ZM11 66V67H10ZM15 66V67H14ZM64 65H61L59 68H54V69H52V72L53 73H49V75L50 74H53L52 76H55V74L57 73H59V69L61 68V67H63ZM88 66V67H87ZM2 67H3V69H2ZM156 67H158V65L157 66H155V67H152L150 70H149V73H147L146 74V76L148 77V75H150L149 77H148V79H147V77H139V79L137 78V79H135V80H133L132 82H134V81H136V83L138 84V85H136L135 84V82L133 83L134 85L132 86V82L130 83V85H129V91L132 89L131 87H134L135 85H136V89L134 88V90H131L130 92H132V93H130V92H128V96L129 97H131V100L129 101V98H128V96H127V100H125L126 102H127V104H126V102L124 103L125 104V108H126V105H128V108L130 109V110H128V108L125 110V108H122V110L124 109V111H122L123 113L121 114V116H119L118 115V117H120V120H119V118L117 117V118H115L114 119V117L113 118H110L111 119V121H109L110 122V124H109V131L110 132H107V124L106 125H104L105 126V128H104V131L106 132H104V134L103 135H101V141L100 140H98V144L99 145H101V146H99V145H97V146H99V147H95L94 149H92L93 150V152H91L92 150H88L85 146H83V147H85V148H83V147H81L77 152H75L76 154H72V155H69V156H67V157H65L64 158V160H66V158H67V162L66 161H63V159L61 160V162L59 163V167H60V169L64 172V177L63 178H57L56 177V180H55V178H53V180L51 179V180H46V181H44V179L43 178H41V177H43L44 176V172H45V170L47 171V170H50L51 168H53L54 167V158L52 157V153H51V151H52V141H51V139L50 138H52L53 137V135H54V130L52 129V128H54V122H57V120L58 119H56V121H54L53 122V124L51 123L50 125H48V126H45L44 124H43V126H42V124H40L41 122H39L38 120H36V121H34L33 119H31V118H29V121L27 120V118L25 119L26 121L24 122V123H26L27 125V128L29 129V131H28V129L26 128V126H25V124H23L24 126H25V130L27 131V133L29 132V135H31V133H32V135H34L35 137H36V139H35V141H37L38 139H39V137H40V135H41V138L37 141V142H34V144H32V146H34L33 147V150H31L30 151V153H29V155L27 156V155H22V153L23 154H25L24 152V150H26V149H29L30 148V146H31V144H28V143H30V142H24V145H22V149L20 150V153H19V155L15 158V160H13V161H11L10 159V157L12 156H10V154H9V152H10V148H9V146L10 147H12L11 146V142L9 143V141H11L12 139L10 138L11 137V135H13L14 134V132H13V134H11V131H7V132H9V133H5V130L3 129V128H1V126H0V129H3L4 131H0V260H1V258H2V260L0 261L1 263L0 264H30V262H31V264H34V263H36V264H97V262L96 263H94L93 261L95 260L94 258H96V255H100L99 253H102V251L100 250L101 249V236H104V235H106L105 234V232H106V230H107V227L105 226L106 225V221H105V219H107L108 217H109V211H108V209L106 208V209H101V208H99V206H96L97 204H96V197H97V199H99V201H101V202H110V199H109V197L107 196V194H106V191L107 192H110L111 193V191L113 190V192H114V195L113 196H115V195H117V196H122V198H125V200L127 199V200H131L132 198H134L136 201H142V200H146L145 201V203L143 202V204L145 205V206H149V204H150V209H148V207H145L144 206V208H145V210H143V209H141L140 210V208L138 207V206H136V205H128V204H132L134 201H130V203H128L127 204V206H129V208H130V215H131V220L132 221H136L137 222V224L140 226V228H141V230H143L144 229V239L143 240H145V241H143L142 240V234L143 233H138V235L140 234V236H138L139 238H137V239H139V240H136L135 238H133V239H131V243H129L130 245V249H131V251L132 252H134V253H138V254H140V255H143V256H147V257H152L151 255H153V257L154 258H156V257H162L163 258V256L165 257V258H163V259H160V258H158V259H160L163 263H165V264H169V263H167L168 262V258H167V256H169V254L171 255V254H173L174 252L173 251H175L176 252V254L177 255H184V254H191V252L193 253V255H189V256H193L192 258L193 259H198V260H200V262L202 263V264H212V263H214V260H215V263L217 264L218 262H227V261H229V258L232 256V258H234V260L232 259V258H230V261H236V259L239 261H245V258H246V256L245 255H247V258H249V257H251L250 259H252V257L254 256V255H256L255 253H257V255H256V257H253V258H256L255 260L254 259H252L251 261V264L253 263V262H255V263H253V264H264V259H261V258H264L263 256V254L264 253H262V252H264V250H263V248L264 247H262L263 245H264V232L262 233V231H256L255 230V228L257 227V225H255V224H253V222H254V220H255V217L258 215V214H260V210L259 209H253V208H251L252 206L253 207H255L256 208V205H258L259 203V200L261 199V202L263 203V196H264V188H262V187H264V184H263V182L264 181H262L261 179H264V177L262 176H260V175H264V173H262V172H264V170H262L263 169V167H264V160L261 162V161H259L257 158H254V160L253 161H249L250 162V165H249V162H247L246 164L244 163H239L240 161L239 160H237V158L235 157V156H232V163L231 164H233L234 163V161L236 162V163H238V164H234L233 165V167H231L230 165H229V163H226V164H228L227 166L225 165V164H223L222 165V163H221V161L218 159L219 158V156L220 155H217V154H221V152L220 151H222V150H224L223 151V153H225V154H229L230 152V150L231 149H229V148H223L224 146L219 142V143H216V142H213V141H206L205 143H203V144H201L200 145V143H197L199 146H197L196 145V143L194 144L193 143V145H192V143H191V145L189 144V145H187L185 142L187 141V142H189L190 143V139L191 138H189L190 137V134H188V133H186V129H182V128H187V126H188V124L187 123H189V122H191L193 119H196V116H194L195 114H194V112L192 111V114L189 116V114H185L184 115V117L182 118V120L180 119V117L178 118V116L180 115V112H176V111H173L172 113H171V115H172V118L171 117H169V118H171V120H173V119H177V120H174V123L172 124V122L173 121H171L170 119H164L165 117H163V119H162V116H161V113H160V111H159V108H157L158 107V104H156V100L155 99H149V98H151V97H149L150 96V93H148L146 90H145V88L147 87V85H146V87H144L145 85H144V83H145V81L147 80V81H150V79H152V76L153 77H155L156 75H154L155 73H157V71H158V68H156ZM5 69V70H4ZM8 69V70H7ZM157 69V70H156ZM53 70H57L56 72L55 71H53ZM151 70H152V72H151ZM240 70V69H239ZM82 71H84V72H88V73H85L87 76V78L85 77V75H84V73L82 72ZM90 71V72H89ZM242 69L239 71L240 72V74L242 73ZM16 74H15V73ZM238 72V73H239ZM55 73V74H54ZM150 73H152V74H150ZM10 74V75H9ZM56 74V75H57ZM16 77H15V76ZM29 77H28V76ZM79 75L77 76V77H79ZM152 75V76H151ZM23 76V77H22ZM12 77L14 78V79H12ZM77 77H75V78H73V77H71L70 79H72L73 78V80H75ZM21 78H22V81H21ZM29 78V79H28ZM32 78H34L33 80H31V81H33V82H31L30 81V79H32ZM36 78V79H35ZM39 78V79H38ZM140 78H142V80L140 79ZM150 78V79H149ZM28 79V80H27ZM144 79V80H143ZM11 80V81H10ZM12 80H13V82L15 81V84L14 83H12ZM25 80H26V82H25ZM36 80V81H35ZM39 80V82H37ZM141 80V81H140ZM46 82V83H42V82ZM146 81V83L148 84V82ZM22 82H23V84L25 83L26 85H23L22 87H21V85H22ZM139 82V83H138ZM21 83V84H20ZM31 83V84H30ZM33 83V84H32ZM41 83H42V85H41ZM141 83V84H140ZM145 83V84H146ZM37 84V85H36ZM52 86H51V85ZM10 85V86H9ZM32 85V86H31ZM140 85V86H139ZM142 85H144L143 87H141ZM6 86V87H5ZM35 86V87H34ZM71 86V85H70ZM131 86V87H130ZM16 87H18V88H16ZM139 87V88H138ZM140 87H141V89H140ZM8 88V89H7ZM23 88V89H22ZM25 88V89H24ZM44 88V89H43ZM52 88H53V90H52ZM18 89V90H17ZM137 89H139L137 92L140 94L141 93V91H143L140 95L142 96H140L139 94H137L136 93V90ZM143 89V90H142ZM242 88H240V90H239V92H240V94H239V92H237L236 94H235V96L237 95L238 96V94H239V96L241 95V97H233L232 98V100L234 101V103L235 102H237V103H240L239 102V100H240V98H242V96H245L246 94H244L245 92H244V90L242 91L241 90ZM21 90V91H20ZM24 90V91H23ZM84 90H86V89H84ZM84 90L82 91V92H84ZM147 92H145V91ZM41 93H40V92ZM244 92V93H243ZM258 91H256L255 93H253L252 94V102L254 103H252L251 104V107H252V109H249L248 111H246L247 113H246V115H248V117L249 118H251L250 117V115H252V123H251V125H250V127L252 128V130H253V128H256V129H254L253 131H255V130H257L256 132L258 133L259 131L261 132H259L258 134H259V136H261V135H263L264 134V132L262 133V128H260L259 127V124H258V120L256 119V115L255 114H258V112L259 113H261V110L264 112V91H261L262 93L260 94V93H257ZM32 93V94H31ZM34 93H35V95H34ZM47 93V94H46ZM85 93V92H84ZM145 93V94H144ZM243 93V94H242ZM30 94V95H29ZM83 94V93H82ZM130 94V95H129ZM133 94V95H132ZM135 94V95H134ZM257 94H258V96H257ZM262 95L263 96V98H262V96H260V95ZM43 95V97H45ZM50 95V94H49ZM52 95V94H51ZM132 95V96H131ZM136 95H137V97H136ZM138 95H139V97H138ZM147 95H149V96H147ZM257 96L258 98H262L261 100L260 99H258L257 97H256V99H258L259 101H261V103L259 102V101H256L255 100V102H254V97L255 96ZM25 98H24V97ZM247 96V95H246ZM246 96H245V98H246ZM30 97V98H29ZM38 97V98H37ZM47 97V96H46ZM28 98H29V100H30V102H29V100H28ZM33 98V99H32ZM239 100H238V99ZM244 97H243V100L245 99ZM236 99H237V101H236ZM26 100V101H25ZM138 100V101H137ZM152 100V101H151ZM242 100V99H241ZM24 101V102H23ZM134 101V102H133ZM28 102V103H27ZM93 102V100L91 101V100H89L88 101V105H87V107H88V109H85L84 108V110L85 111H87V110H89V111H87L88 113H90L91 111H93L94 109L96 110V108H97V106H96V104H92L91 105V103ZM256 102H257V104H256ZM94 103V102H93ZM149 103V104H148ZM259 103V104H258ZM31 104V103H30ZM80 102L78 103V107L80 106ZM124 104H122L123 105V107H124ZM132 104V105H131ZM139 104V105H138ZM21 105V106H20ZM145 105V106H144ZM149 105V106H148ZM255 105H257V106H255ZM9 106V107H8ZM90 106V107H89ZM137 106V107H136ZM19 107V108H18ZM86 107V108H87ZM254 107H256V109L254 108ZM94 108V109H93ZM155 108H157V109H155ZM10 109H12V110H10ZM69 109V108H68ZM147 109H149V111L147 110ZM155 109V110H154ZM255 109V110H254ZM136 110V111H135ZM253 110L255 111V112H253ZM257 110V111H256ZM11 111V112H10ZM66 111H69V110H67L66 109ZM84 111V113H82V114H84L83 116L84 117H86V115H88L89 116V114H87L86 112ZM127 111V112H126ZM138 111V112H137ZM150 111H153V112H150ZM159 111V112H158ZM253 112V114H250V113H252ZM6 112V113H5ZM150 113V116H152V118H150V119H152V122H151V120L150 121H145V120H147V118L148 117H150L149 116V113ZM175 112V113H174ZM8 113V114H7ZM153 113H154V115H153ZM155 113L157 114V115H155ZM250 115H249V114ZM81 114V115H82ZM92 114H94V115H92ZM130 114V115H129ZM152 114V115H151ZM173 114L175 115V116H173ZM179 114V115H178ZM10 116V118H9V116ZM90 115L92 116V118H94V119H96V115H97V110L94 112L93 111V113H90ZM132 115V116H131ZM178 115V116H177ZM94 116V117H93ZM144 116V117H143ZM146 116H148V117H146ZM156 116V117H155ZM158 116V117H157ZM186 116V117H185ZM188 116V117H187ZM8 117V118H7ZM160 117H161V119H160ZM173 117H177V118H173ZM248 117H246V118H248ZM255 117V119H253ZM4 118V119H3ZM7 120H6V119ZM86 118H90V117H86ZM89 119V120H93V119ZM184 118H185V120H184ZM191 118V119H190ZM10 119V120H9ZM118 119V120H117ZM129 119V120H128ZM140 119V120H139ZM159 119V120H158ZM3 120V121H2ZM114 120V121H113ZM116 120V121H115ZM164 121V123H166V124H162L160 121ZM170 121V123H169V121ZM179 120V121H178ZM190 120V121H189ZM255 120H257V121H255ZM2 121V122H1ZM8 121H10V124L11 125H9V122ZM127 121V122H126ZM178 121V122H177ZM28 122H30V123H28ZM39 122V123H38ZM113 123V125H112V123ZM129 122V123H128ZM152 123V125H151V123ZM254 122H255V124L257 123V125L255 126V127H253L254 126ZM39 124L40 125V127H39V125H37V124ZM134 123V124H133ZM143 123V125H141ZM148 123L150 124V125H148ZM178 123V124H177ZM184 123V124H183ZM146 124V127H145V129H146V131H144V132H142L141 130H142V127L144 126ZM168 124V125H167ZM2 125V124H1ZM154 125V126H153ZM160 125H162V128H163V126H164V129H162V130H164L165 131V133H163V131L162 130H160L161 129V126ZM185 125H187V126H185ZM13 126V125H12ZM11 126V129L10 130H14L13 129V127ZM53 126V127H52ZM132 126V127H131ZM167 126V127H166ZM182 126V127H181ZM15 127H16V125H15ZM152 127V128H151ZM159 127V128H158ZM169 127V128H168ZM173 127V128H172ZM178 127V128H177ZM8 128V127H7ZM6 128V129H7ZM35 128V129H34ZM102 128V129H103ZM112 128H114V130L112 129ZM148 128V129H147ZM174 128H176V130L174 129ZM181 128V129H180ZM257 128H259V129H257ZM133 129V130H132ZM140 129V130H139ZM9 130V129H8ZM38 132H37V131ZM158 130H160V132H158ZM182 130H183V134L181 133L180 134V132H182ZM34 131H36V134H35V132ZM138 131H141V132H138ZM162 131V132H161ZM171 131V132H170ZM264 131V130H263ZM2 132V133H1ZM4 132V133H3ZM52 132H53V135H52ZM113 132H115L114 134H113ZM116 132H118V133H116ZM167 132V133H166ZM168 132H170V133H168ZM246 132H248V131H246ZM51 133V134H50ZM101 133H103V131H101ZM109 133H112L111 134V138H110V136L108 135ZM136 133H137V135H136ZM154 133H160V134H162V135H160V139L159 138H157L156 140H154V138H153V134ZM179 133V134H178ZM9 134V138L11 139V140H9V138H8V136L5 138V136L6 135H8ZM26 134V133H25ZM43 134V135H42ZM116 134V135H115ZM165 134V135H164ZM167 134H169V135H167ZM28 135V136H29ZM49 135H52L51 137L49 136ZM106 135H108L109 136V138H108V136H106ZM114 135H115V137H114ZM146 135V136H145ZM147 135H148V137H147ZM179 135H181V136H179ZM186 135H189V137L188 136H186ZM4 136V137H3ZM26 136H27V134H26ZM39 136V137H38ZM117 136V137H116ZM134 136V137H133ZM162 136V137H161ZM184 136V137H183ZM264 136V135H263ZM263 136H261L262 138H263ZM102 137H104L103 139L104 140H102ZM132 137V138H131ZM143 137V138H142ZM187 137V138H186ZM261 137H259V140L260 141H262L263 140V142H264V138L262 139ZM7 139V140H5V139ZM38 138V139H37ZM109 139V141H108V139ZM139 138H141V139H139ZM148 138V139H147ZM153 138V139H152ZM181 138V139H180ZM183 138L184 139H186V140H183ZM111 139V140H110ZM41 140V141H40ZM131 140V141H130ZM152 141V143H151V141ZM183 140V141H182ZM150 142V144H149V142ZM154 141V142H153ZM155 141H159L161 144H162V146L164 147V149L162 150V152L161 151H159L157 148H156V146H154L155 148V150L153 151V153L150 155V157L149 158H147L146 159V152H149L150 151V149H152L153 148V145H154V143H155ZM108 144H107V143ZM118 142V143H117ZM122 144H121V143ZM145 142V144L146 143H148V145H143V143ZM105 143V144H104ZM168 143V144H167ZM208 143V144H207ZM211 143V144H210ZM235 143H237L238 144V142H234V144ZM9 144V145H8ZM140 144V145H139ZM216 144V145H215ZM28 145V146H27ZM169 145V146H168ZM207 145V146H206ZM238 145H240V143L238 144ZM238 145H236L235 146V148L236 149H238L239 150V148L241 147H239ZM31 146V147H32ZM106 146V147H105ZM179 146V147H178ZM182 146V147H181ZM191 146H194V147H191ZM142 147V148H141ZM169 147V148H168ZM185 149H184V148ZM186 147H188V148H186ZM204 147V148H203ZM239 147V148H238ZM9 148V149H8ZM51 148V149H50ZM176 148V149H175ZM193 150V148L195 149V150H191V149ZM198 148V149H197ZM206 148V149H205ZM208 148V149H207ZM210 148V149H209ZM220 148H221V150H220ZM231 148V147H230ZM12 149V148H11ZM44 149V150H43ZM171 149V153H169L168 151ZM178 150V152L180 153H178V152H176V151H173V150ZM229 149V150H228ZM9 150V152L7 153V151ZM149 150V151H148ZM164 150H166L167 152H165ZM187 150V151H186ZM214 150V151H213ZM217 152H216V151ZM219 150V151H218ZM228 151V153H227V151ZM27 151V150H26ZM79 151H81V152H79ZM185 151V152H184ZM205 151V152H204ZM207 151H209V152H211L212 151V154H208V152ZM14 151H12L11 152V154L13 153ZM33 152H34V154H33ZM50 152V153H49ZM80 154H79V153ZM90 152H91V154H90ZM97 152V153H96ZM174 152V153H173ZM175 152H176V154H175ZM187 152V153H186ZM188 152H189V154H188ZM194 152L196 153V155H194ZM198 152H199V154H200V156L202 155V154H204V153H206V154H204V155H202V157H200L199 158V156L198 157H196L197 156V154H198ZM200 152H202V154L200 153ZM204 152V153H203ZM213 152H214V155H213ZM216 152V153H215ZM2 153V154H1ZM41 153V154H40ZM95 153H96V155H95ZM161 153H164V156H166V158H168L167 156L170 154V155H172V157L170 156L168 159L170 160V162H171V160H173L172 162L174 163H170V164H173L174 166L172 167L171 165H169V166H171V167H168L167 166V164H161V163H158L159 161L158 160H160V159H162V157H164ZM165 153H166V155H165ZM186 153V154H185ZM4 154H8V156H10L9 158H6V157H3L4 156ZM38 154V155H37ZM173 154H174V156H173ZM179 154V155H178ZM182 154V155H181ZM183 154H185L184 156H183ZM193 154V156H190V155H192ZM198 154V155H199ZM22 155V156H21ZM77 155V156H76ZM93 155V156H92ZM159 155V156H158ZM6 156V155H5ZM19 156H20V158H19ZM33 156V157H32ZM39 156V157H38ZM75 156V157H74ZM81 156V157H80ZM162 156V157H161ZM179 156H181V159L183 158V160H184V162H183V160H181L180 158H178ZM188 156V157H187ZM72 157V158H71ZM93 157V158H92ZM153 157V158H152ZM156 157V158H155ZM157 157H158V159H157ZM186 157V158H185ZM191 157V158H190ZM193 157H194V160H193ZM196 157V158H195ZM213 157V158H212ZM215 157V158H214ZM2 158V159H1ZM96 158H97V160L99 161V160H101V162L99 161H97L96 160ZM99 158V159H98ZM155 158V159H154ZM177 158H178V163H175V162H177L176 160H177ZM198 158H199V160L200 161H202L201 163L198 161ZM208 158H210V159H208ZM6 159H9V160H6ZM71 159V160H70ZM187 159H190V160H192V161H187L186 162V160ZM213 159V160H212ZM235 159V160H234ZM2 160H4V162L2 161ZM103 160V161H102ZM154 160H156L155 162H157L158 164H156V166L155 165H153V166H151V167H153V169L155 170V171H158V170H160V172H158L159 174H161L160 176V178H161V183H160V181H157V183H153V182H150V181H148L147 180V176L146 175H141V177L142 178H145L146 179V181H145V179H142L141 180V182L139 181V179H137V178H139L140 177V175L138 174H134L133 172L134 171H137V170H139L140 169V171L142 172H145L144 170V168H146L147 169V163H149L150 161H154ZM180 160V161H179ZM6 161V162H5ZM22 161V163H20ZM26 161H27V163H26ZM45 161H47V163L45 162ZM147 161V162H146ZM161 161V160H160ZM182 161V162H181ZM220 161V162H219ZM257 161H259L260 163H263L262 165H260V164H258V162ZM2 162V163H1ZM188 162H191V163H189V165H188ZM198 164H196V163ZM199 162V163H198ZM255 162V163H254ZM4 163V164H3ZM25 163V164H24ZM69 164V165H67V164ZM94 163V164H93ZM99 163V164H98ZM101 163H103V164H101ZM187 165H186V164ZM192 163H193V165H192ZM218 163V164H217ZM7 164V165H6ZM27 164V165H26ZM98 164V165H97ZM101 164V165H100ZM161 164V165H160ZM176 164V165H175ZM178 164V165H177ZM186 165L185 167H187L188 166V169L186 168V169H184L185 167H184V165ZM194 164H196V165H194ZM200 164V165H199ZM208 164H211L210 166L208 165ZM215 164V165H214ZM220 164H221V166H220ZM240 164V165H239ZM252 164H254L255 165V167H254V165H252ZM25 167H24V166ZM67 165V167H65ZM76 165V166H75ZM92 165H94V167L92 166ZM100 165V166H99ZM183 165V166H182ZM191 165V167L192 166H195L194 167V170H196V168H199V169H197V170H202L201 168L203 167V170H204V172H203V170H202V172L201 171H193V167H192V171H190L191 169L189 168V166ZM208 165V166H207ZM214 165V166H213ZM217 165H218V167H217ZM246 165V166H245ZM257 165V166H256ZM259 165V166H258ZM64 167L63 169H62V167ZM144 166V167H143ZM145 166H147V167H145ZM155 166V167H154ZM157 166H159V167H157ZM183 167V169H181L182 167ZM202 166V167H201ZM205 166H207V167H205ZM223 166V167H222ZM242 167L241 169H239L240 167ZM261 166H262V168H261ZM5 167V168H4ZM29 167V168H28ZM93 167V168H92ZM166 167V168H165ZM177 167V168H176ZM226 167V168H225ZM258 168V170L256 171V169ZM4 168V169H3ZM66 168V169H65ZM68 168V169H67ZM148 168H150V167H148ZM174 168H176L179 172H177ZM206 168H209L208 169V171L209 172H207V169H206V171H205V169ZM220 168H221V171H223L224 169L226 170V172H225V170L221 173L219 170H220ZM228 168V169H227ZM256 168V169H255ZM21 169V170H20ZM93 169V170H92ZM96 169V170H95ZM141 169H143V170H141ZM165 169V170H164ZM167 169V170H166ZM223 169V170H222ZM229 169H230V171H229ZM238 169H239V171H238ZM244 169V170H243ZM245 169L246 170H248V172L247 171H245ZM70 170V171H69ZM181 170L183 171V170H187V175H188V177H187V175L186 174H183L184 173V171L183 172H181ZM215 170V171H214ZM235 170V171H234ZM260 170L262 171V172H260ZM164 171V172H163ZM166 171V172H165ZM169 171V172H168ZM174 171V172H173ZM188 171H190V172H192V173H190V174H188ZM214 171V172H213ZM247 172L246 174H245V172ZM252 171V172H251ZM257 173H256V172ZM22 172V173H21ZM111 172V173H110ZM115 172V173H114ZM177 172V173H176ZM200 174H199V173ZM216 172V173H215ZM218 172V173H217ZM258 172H260V174L258 173ZM10 173V174H9ZM14 173V174H13ZM118 173V174H117ZM167 173H168V175H167ZM170 173H171V175H172V177H174V179L171 177V175H170ZM175 173V174H174ZM195 173H197V175L195 174ZM203 175H202V174ZM219 173H220V175H219ZM251 173L253 174V175H255L256 176V178H257V181H255V177L254 176H252L251 175ZM262 173V174H261ZM9 174V175H8ZM66 174V175H65ZM94 174V175H93ZM134 174V175H133ZM164 174H166L167 176H165ZM173 174L175 175V176H173ZM178 174V175H177ZM179 174H181V175H179ZM184 176H186V177H184ZM196 176V177H194V175ZM223 174V175H222ZM233 174V175H232ZM242 174V175H241ZM259 174V175H258ZM38 175V176H37ZM92 175H93V177H95V178H93L94 180L92 181H90L89 182V179H92ZM131 175V176H130ZM177 175V176H176ZM193 175V176H192ZM200 175V176H199ZM228 175V176H227ZM231 175V176H230ZM247 175H249V176H247ZM90 176V177H89ZM136 176H138V177H136ZM164 178H163V177ZM208 176V177H207ZM214 176H215V178H214ZM224 176V177H223ZM245 176H247L246 178H245ZM5 177V178H4ZM10 177V178H9ZM38 177V178H37ZM134 177H136V178H134ZM140 177V178H141ZM165 177H166V179H167V181H163V180H165ZM169 177V178H168ZM176 177H179V178H176ZM180 177H182V179H184V181L183 182H185L186 180H187V183H183L181 180V178ZM217 177V178H216ZM222 177V178H221ZM233 177V178H232ZM254 177V178H253ZM33 178V179H32ZM203 178V179H202ZM221 178V179H220ZM224 178V179H223ZM249 178V180H246V179H248ZM261 178V179H260ZM70 180L72 183H66V181H68V180ZM135 179H137V180H135ZM169 179V180H168ZM178 181H177V180ZM179 179H180V181L182 182V183H179L180 181H179ZM189 179V180H188ZM192 179H195V180H192ZM209 179V180H208ZM219 179V180H218ZM246 180V181H244V180ZM252 179H254V181L256 182H254ZM37 180V181H36ZM173 180H175V183H174V181ZM227 180V181H226ZM259 180H261V181H259ZM64 181V182H63ZM69 181V182H70ZM75 181V182H74ZM142 181H144V183H145V185L143 184H141V183H143ZM148 181V182H147ZM170 181H172V182H170ZM196 181V182H195ZM199 181V182H198ZM210 181V182H209ZM253 181V182H252ZM88 182H89V184H88ZM177 182L179 183V184H177ZM194 182V183H193ZM209 182V183H208ZM212 182V183H211ZM245 182V183H244ZM250 182H252V184L250 183ZM257 182H259V183H257ZM261 182V183H260ZM5 183H6V185H5ZM18 183H20V184H18ZM26 183V184H25ZM132 183V184H131ZM147 183H148V185H147ZM164 183V184H163ZM190 183V184H189ZM195 183H197V184H195ZM206 183V184H205ZM215 183V184H214ZM218 183V184H217ZM244 185H243V184ZM246 183H247V185H246ZM24 184V185H23ZM63 184H65V185H63ZM121 184V185H120ZM135 184V185H134ZM137 184V185H136ZM138 184H140L141 186H145V188L147 187V188H150V190L148 189V190H146V192L144 191H140L144 196H140L141 198H143V199H139V197H137V196H133V194L131 193V190H128V189H130V188H133V187H139L138 186ZM159 184H161V185H159ZM165 184H166V188H165ZM177 184L179 187H183V190H182V187L181 188H179V187H177V185H176V187H175V185ZM182 184V185H181ZM183 184H184V186H183ZM192 184V185H191ZM223 184V185H222ZM232 184V185H231ZM255 184V185H254ZM257 184H260V185H257ZM13 185V186H12ZM29 185H31V186H29ZM50 185H52V187L50 186ZM55 185V187H53ZM57 185H59L58 186V189H57ZM117 185H120V186H123V187H119V186H117ZM126 187H125V186ZM128 185H130V187L128 186ZM133 185V187H131ZM147 185V186H146ZM173 185H174V187H173ZM250 185V186H249ZM253 187H255V189L253 188V190H252V186ZM257 185V186H256ZM261 185H262V187H261ZM34 186V187H33ZM43 187V188H45V187H47V189L45 188V190H42V191H39V190H36V188L37 187ZM50 186V187H49ZM62 186V187H61ZM103 186V187H102ZM129 188H128V187ZM155 186V187H154ZM156 186H158V187H156ZM195 186V187H194ZM202 187L201 189H204V191L203 190H200L199 191V189H200V187ZM245 186V187H244ZM105 187H106V189H105ZM109 187V188H108ZM152 187V188H151ZM153 187H154V189H153ZM160 187V188H159ZM260 188L259 190L258 189H256V188ZM34 188V189H33ZM55 188V189H54ZM146 188V189H147ZM158 188V189H157ZM162 188V189H161ZM168 188V189H167ZM176 188V189H175ZM196 188V189H195ZM206 188V189H205ZM209 188H211V190L209 189ZM125 189V190H124ZM153 189V190H152ZM178 189H180V190H178ZM244 189V190H243ZM262 189V190H261ZM2 190V191H1ZM111 190V191H110ZM121 190V191H120ZM210 190V191H209ZM215 190V191H214ZM222 192L223 194H221L220 192ZM221 190H224V191H221ZM258 190V191H257ZM46 191V192H45ZM49 191H51V192H49ZM102 191V192H101ZM117 191V192H116ZM123 191V192H122ZM125 191V192H124ZM127 191H129V192H127ZM149 191V192H148ZM180 193H179V192ZM202 191H203V193L204 194H202ZM213 193H212V192ZM217 191V192H216ZM65 192V193H64ZM70 192V193H69ZM118 193V194H116V193ZM121 194H120V193ZM149 193V195H148V193ZM161 192V193H160ZM168 192V193H167ZM181 192H183V193H181ZM205 192L207 193V195L208 194H210V195H208V198H206V196H205ZM232 192V193H231ZM123 193H124V195H123ZM130 193V194H129ZM146 193H147V195H146ZM195 193H197V194H195ZM220 194V195H217V197H215V199H214V196L212 195V194ZM225 193V194H224ZM230 193V194H229ZM256 193V194H255ZM259 193V194H258ZM92 194H93V196H92ZM127 194V195H126ZM129 194V195H128ZM193 194V195H192ZM247 194V195H246ZM140 195V194H139ZM175 195V196H174ZM195 195H196V197H195ZM199 195V196H198ZM222 195V196H221ZM225 195V196H224ZM235 195V196H234ZM117 196H115V197H117ZM158 196V197H157ZM198 196V197H197ZM211 196H213V197H211ZM255 196H258V197H255ZM149 197H151V198H149ZM169 197V198H168ZM182 197V198H181ZM187 197V198H186ZM195 199H194V198ZM209 197H211L210 199H209ZM259 197H261L260 199H259ZM155 198V199H154ZM189 198V199H188ZM191 198V199H190ZM199 198V199H198ZM246 198V199H245ZM182 199H183V201H182ZM188 201H187V200ZM259 199V200H258ZM152 200H154V201H152ZM170 200V201H169ZM180 200V202L182 201V204H184L185 206H183L182 204V209L184 208V207H187L188 205H189V208L188 209H190V207L193 205H204L205 206V211H207L208 209L209 210H218L219 208H224L225 207V209L224 210H226V212H228L229 210V212H228V214H231V213H235V217H243V221H242V223L240 224V225H246V223L248 224L249 223V228L250 229H248V230H250V234H249V237H250V240L252 241V239H253V241H255V242H251L250 240H249V244L251 243V245H252V243L254 244L253 246H252V250L254 251V254H247V249L245 250V248H247V246H244V245H248L246 242H243V244H237V242L236 243H233L234 241H232L231 239H230V241H231V243L229 244H224V245H222L221 243H216V244H214L215 243V239H216V237H214V235L215 234H213V233H216V231L214 230V227H212V226H208L207 224H206V226H205V228H208L207 229V231H209V233L212 235H208V232H204L203 234L205 235V233H206V235H208L206 238H207V240H205V242L206 241H210L208 244L207 243H205V245H209L210 246V248H209V246H207L205 249L203 248V251L201 250V249H197V251L199 250V252L197 253V251L196 250H190V251H187V246L186 245H189V243H190V245H191V243L192 244H196V241H193L190 237L189 238H187V236L189 235V234H186V233H189L190 231H191V228H189V227H187L184 223H181V222H183L184 221V219H185V217H187V216H183V215H180V216H178L177 215V217H178V219L176 220V214L175 213H173V211H170V210H168V208H167V211L166 210H163V209H165V208H163L164 206H162V205H164L165 204V206H167V207H171L172 208V206H173V208H175V206H179V208H181L180 206V202H178ZM203 200V201H202ZM252 200V201H251ZM257 200V201H256ZM174 201H176V202H174ZM200 201V203H198ZM202 201V202H201ZM209 201H210V203H209ZM237 201V202H236ZM243 201V202H242ZM251 201V202H250ZM254 201L256 202L255 204L256 205H254ZM129 202V201H128ZM161 202V203H160ZM165 202V203H164ZM168 202V203H167ZM195 204H194V203ZM205 202V203H204ZM227 202V203H226ZM234 202V203H233ZM260 202V203H261ZM147 203V204H146ZM159 204V205H161V206H159L158 205V207H156V208H154V207H152V205L151 204ZM164 203V204H163ZM169 203H171V205L169 204ZM178 203V204H177ZM191 203H193V204H191ZM198 203V204H197ZM207 203V204H206ZM245 203V204H244ZM137 204H138V202H137ZM140 204V203H139ZM141 204H142V202H141ZM142 204V205H143ZM172 204H175V206L174 205H172ZM209 204V205H208ZM253 204V205H252ZM117 205L119 206V207H122L121 206V204L120 203H117ZM170 205V206H169ZM187 205V206H186ZM195 205V206H196ZM248 205H251V206H248ZM95 206H96V208H95ZM218 206H219V208H218ZM249 207V211H248V207ZM234 207V208H233ZM242 207V208H241ZM245 207H247V208H245ZM161 208V209H160ZM163 208V209H162ZM210 208H212V209H210ZM229 210H228V209ZM245 208V209H244ZM97 209V211H95ZM155 209V210H154ZM187 209V208H186ZM185 209V210H186ZM239 209V210H238ZM242 209H244V210H242ZM251 209H253V210H251ZM99 210V211H98ZM141 212H140V211ZM228 210V211H227ZM246 210V211H245ZM107 211V212H106ZM147 211H148V213H147ZM236 211H237V214L239 213V216L236 214ZM245 211V212H244ZM93 213V214H91V213ZM156 212V213H155ZM244 212V213H243ZM252 212V213H251ZM90 213V214H89ZM144 213V214H143ZM108 216H106V215ZM151 214H153V215H151ZM84 215V216H83ZM105 215V216H104ZM232 216H234V214H231ZM90 216V217H89ZM123 216V215H122ZM148 216V217H147ZM150 216V217H149ZM152 216V217H151ZM246 216V217H245ZM104 217H107V218H104ZM183 218V219H181V221L179 220V218ZM124 218V217H123ZM154 218V219H153ZM156 218V219H155ZM157 219H158V221H157ZM187 219V218H186ZM74 220V221H73ZM124 220V219H123ZM131 220H130V222H131ZM183 220V221H182ZM168 221H170V222H168ZM186 221V220H185ZM184 221V222H185ZM227 221V220H226ZM82 222V223H81ZM105 222V223H104ZM205 222V220H201L200 222H198V223H195V225H196V228L197 229H199V227L202 225V227H204V224H200V223H204ZM246 222V223H245ZM157 223V224H156ZM163 223V224H162ZM176 223V224H175ZM77 224V225H76ZM88 224V225H87ZM144 224V225H143ZM175 224V225H174ZM179 224H181V225H179ZM251 224V225H250ZM101 225V226H100ZM104 225V226H103ZM255 225V226H254ZM86 226V227H85ZM130 226H132V224L130 223V225L128 226V229L127 230H129V227ZM175 226H182L181 228L180 227H175ZM253 226L255 227V228H253ZM84 227V228H83ZM91 227V228H90ZM176 229H175V228ZM211 227V228H210ZM14 228H17L18 230H14ZM23 230H22V229ZM80 228H83V229H80ZM106 228V229H105ZM177 228L179 229V230H177ZM210 228V229H209ZM253 230H252V229ZM181 229V230H180ZM185 229H187V230H185ZM257 229V228H256ZM105 230V231H104ZM255 230V231H254ZM178 231V232H177ZM183 233H182V232ZM213 233H212V232ZM215 231V232H214ZM254 231V232H253ZM19 232V233H18ZM100 232V233H99ZM181 232V233H180ZM256 232H259V233H256ZM91 233V234H90ZM106 233H108V231L106 232ZM146 233H148V234H146ZM150 233V234H149ZM178 233V234H177ZM185 233V234H184ZM90 234V235H89ZM184 234V235H183ZM255 234V235H254ZM96 235V236H95ZM110 235V234H109ZM142 235V236H141ZM231 235V234H230ZM257 235V236H256ZM92 236V237H91ZM99 236V237H98ZM146 236V237H145ZM148 236V237H147ZM200 238H201V233H200V235H198ZM259 236V237H258ZM263 237V239H262V237ZM35 237V238H34ZM210 237V238H209ZM215 239H214V238ZM251 237H252V239H251ZM253 237H255V238H253ZM33 238V239H32ZM97 238V239H96ZM141 238V239H140ZM148 238V239H147ZM152 238V239H151ZM199 238V239H200ZM213 238V239H212ZM257 238H259V239H257ZM8 239V240H7ZM208 239H210V240H208ZM260 239H262L261 241H260ZM10 240V241H9ZM87 240V241H86ZM136 240V241H135ZM147 240V241H146ZM182 240V241H181ZM185 242H184V241ZM189 240V241H188ZM192 240V241H191ZM259 241V242H261L260 244H259V242H257V241ZM12 241V242H11ZM138 241V242H137ZM150 243H149V242ZM182 243H181V242ZM189 243H188V242ZM199 242H200V240H198ZM263 241V242H262ZM86 242V243H85ZM133 242H135V243H133ZM137 242V243H136ZM144 242H146V243H144ZM152 242V243H151ZM179 242H180V244L182 245V244H184V243H188V244H184L183 246H181V247H179V246H177L176 247V245H178L179 244ZM212 242V243H211ZM214 242V243H213ZM216 242H217V240H216ZM9 243V244H8ZM28 243V244H27ZM33 243V244H32ZM37 243V244H36ZM132 243L134 244V245H136V246H134V245H132ZM147 243H149V244H147ZM173 243H175L174 245H172ZM178 243V244H177ZM246 243V244H245ZM22 244V245H21ZM40 244V245H39ZM100 244V245H99ZM137 244H138V247H140L141 245L140 244H142V246H144L145 244H147L146 246H144V247H140V248H138V250H137ZM163 244V245H162ZM220 244L222 245V246H220ZM232 244H234V245H232ZM256 244H257V246H256ZM262 244V245H261ZM13 245V246H12ZM18 245H20V246H18ZM25 245H26V247H25ZM87 245V246H86ZM134 246L133 247V249H132V246ZM148 245L150 246V247H148ZM154 245V246H153ZM162 247H161V246ZM216 245H218V246H216ZM230 245H231V247H235V249L234 248H232L231 249V247H230ZM258 245H259V248H256V247H258ZM261 245V246H260ZM18 246V247H17ZM158 246H160V247H158ZM168 247L167 249H166V247ZM172 246H173V248L175 247V249L176 248H178V249H174L173 250V248H172ZM184 246H185V249H184ZM192 246V245H191ZM225 248H224V247ZM226 246H229L228 248L226 247ZM238 247V249H237V247ZM242 246L244 247V248H242ZM54 248V250H53V248ZM75 247V248H74ZM146 247V248H145ZM183 247V248H182ZM219 247V248H218ZM223 247V248H222ZM242 248L243 250H245V251H243V250H241L240 248ZM45 248V250H43V249ZM90 248V249H89ZM144 248V249H143ZM149 248V249H148ZM155 248V249H154ZM161 248H165L164 250H162ZM254 248H256V249H254ZM27 251H29V252H31V255H30V253L29 252H27V255H29L28 257H27V255H26V250ZM51 251V253H52V251H53V254H51L50 256L51 257H48V258H46L47 257V255L45 254L47 251L49 252V250ZM96 249V250H95ZM136 249V250H135ZM141 249H143V250H141ZM149 251H148V250ZM153 249V250H152ZM172 249V250H171ZM184 251V250H186L187 252L185 253V251L183 252L182 250ZM20 250V251H19ZM40 250V251H39ZM42 250V251H41ZM47 250V251H46ZM66 250V251H65ZM139 250H141V251H139ZM148 252H147V251ZM241 250V251H240ZM259 250H260V252H259ZM262 250V251H261ZM46 251V252H45ZM100 251V252H99ZM136 251H139V252H142V251H144V253L145 252H147V253H149V254H151L152 252H155V253H152L151 255H149V254H147V253H145V255L144 254H142V253H139V252H136ZM152 251V252H151ZM167 251V252H166ZM194 251V252H193ZM12 252H13V255H15V256H13V255H11L12 254ZM44 254H43V253ZM78 252V253H77ZM172 252V253H171ZM178 252H179V254H178ZM190 252V253H189ZM245 254H243V253ZM259 252V253H258ZM6 253V255L9 257L10 255H11V257L12 258H10L11 260H8L9 258L7 257V259L5 258V255L4 256H2L3 254H5ZM23 253V254H22ZM35 253H36V255H35ZM54 253H56L55 255H54ZM98 253V254H97ZM184 253V254H183ZM224 253V254H223ZM228 253V254H227ZM25 254V255H24ZM88 254V255H87ZM147 254V255H146ZM244 255V257H243V255ZM258 254H259V256L261 257H259L258 256ZM260 254H262V255H260ZM24 255V256H23ZM70 255H72V256H70ZM75 255V256H74ZM91 257H90V256ZM156 255V256H155ZM236 255V256H235ZM241 255V256H240ZM20 256V257H19ZM46 256V257H45ZM83 256V257H82ZM85 256V257H84ZM88 256V257H87ZM184 256H186V255H184ZM203 256V257H202ZM235 256V257H234ZM257 256H258V259H257ZM13 257H15L14 259H13ZM17 257V258H16ZM53 257V258H52ZM242 257V258H241ZM19 258V259H18ZM55 258V259H54ZM236 258V259H235ZM240 258V259H239ZM246 258V261L247 260H249V259H247ZM260 258V259H259ZM4 259V260H3ZM16 259L17 260H19V261H16ZM53 259V260H52ZM57 259V260H56ZM88 259H90L89 261H88ZM167 259V260H166ZM203 259V260H202ZM224 259V260H223ZM228 259V260H227ZM242 259V260H241ZM244 259V260H243ZM13 260V261H12ZM22 260V261H21ZM34 260V261H33ZM129 260V261H128ZM128 260H126V263L128 262V263H132L133 264V260H131V258H128ZM197 260V261H198ZM227 260V261H226ZM28 261H30V262H28ZM56 261V262H55ZM60 261V262H59ZM62 261V262H61ZM96 261V260H95ZM167 261V262H166ZM257 261H258V263H257ZM262 261V262H261ZM24 262V263H23ZM34 262V263H33ZM199 262V261H198ZM208 262V263H207ZM261 262V263H260ZM214 263V264H215Z\"/></svg>",
	"mask_w": 264,
	"mask_h": 264
}]
</instances>
